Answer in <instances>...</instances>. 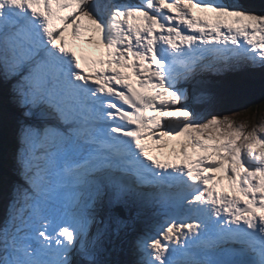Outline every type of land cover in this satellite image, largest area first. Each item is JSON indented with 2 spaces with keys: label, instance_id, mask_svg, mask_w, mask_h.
Returning a JSON list of instances; mask_svg holds the SVG:
<instances>
[{
  "label": "snow or ice",
  "instance_id": "6c2138e0",
  "mask_svg": "<svg viewBox=\"0 0 264 264\" xmlns=\"http://www.w3.org/2000/svg\"><path fill=\"white\" fill-rule=\"evenodd\" d=\"M69 29L102 57H78ZM241 63L264 67V8L242 0H0V78L25 118L0 264H106L100 212L146 202L163 219L131 264H264V124L200 122L184 86Z\"/></svg>",
  "mask_w": 264,
  "mask_h": 264
},
{
  "label": "rangeland",
  "instance_id": "374dc122",
  "mask_svg": "<svg viewBox=\"0 0 264 264\" xmlns=\"http://www.w3.org/2000/svg\"><path fill=\"white\" fill-rule=\"evenodd\" d=\"M127 1L130 0H111L112 3H124ZM132 1H137V0H132ZM101 2H104V0H101ZM225 2H228V0H225ZM242 2L246 6L254 8L256 10L264 8V4L259 1L248 3L242 0ZM198 11L200 14H203V16L211 18L209 13L201 12L200 10ZM193 14L195 13L193 12ZM210 14L213 15L212 13ZM84 23H87V21H85ZM81 31H83V29ZM82 33H84L82 34L83 37L87 36L86 31H83ZM71 40L72 39L69 38V41ZM92 50H93L92 53L95 54L100 53L99 55L103 54L102 49H99L96 45L94 46L92 45ZM243 64L244 63L233 64L232 66L229 67L217 65L219 70L205 69V71L200 73L197 79H195V81L198 84L203 85V88H201L202 91L199 93L209 96L211 94H215L214 92L216 91L219 92L221 87L218 84H216L218 83V79L225 80V79H230L233 76L239 78H245V79L247 78L252 79L256 77L264 78V71H263L264 67L260 68L259 71L253 69V72H250L248 75H246L245 72L243 71L246 67V64L244 65ZM11 84L12 81L0 78V85H3L0 86V92L5 93V96L3 97L2 100L5 101L6 105L8 106V111H4V117L9 125V130L11 131V132L9 131V133L11 134L12 138L14 136L13 144L10 145V147L8 148L7 154L5 153L4 165L2 164V167L10 174L15 173L17 179L11 182V180L5 175L2 178V182H0V221H3L7 217L8 201L11 196L12 185L21 182L15 170L14 155L16 149L19 147L17 140V132L20 123L25 118L22 116L23 109H21L16 103L13 102ZM188 88L189 89L187 90L189 96L193 97V93H192L193 91L192 89H190L191 86H189ZM249 95H251V93H249L247 97ZM203 97L204 95H201V96H196L195 99H190L191 107L194 109L192 102L198 101ZM241 99L242 101H240L239 104H236L238 110L237 111L231 110L226 115L229 116L235 122L236 125H245L246 129L248 130H251L253 127H257L258 125L264 124V111H262L259 114H255L251 112L249 107L247 106L243 107L245 103L249 102L250 98L245 99L243 96V98ZM197 115L201 118L200 122H203V120L208 119L210 115H214V114L207 112L206 114H197ZM174 145H178V144H176L173 141L169 144L168 148L170 149L171 146ZM189 151L190 153L192 152V149L190 147H189ZM196 152H199V150L197 149ZM193 154L194 153H192V156ZM12 165L14 166L13 169H12ZM136 205L137 204H131V206H136ZM138 205L139 206L138 207L136 206L135 208L130 207V205L127 207L123 205H119L110 209L106 208V210L110 215L105 218L104 216L99 214L101 216H99L97 220L102 222L94 223L91 226L90 231L92 233H95L97 229H100L102 232V236L100 239L101 253L99 258L102 261H105L106 264H130L129 261L135 259V241L137 240V238L150 234L153 229V226L159 223L163 219L162 209H159L148 202L142 205L141 204ZM144 206L145 208H143ZM140 216L142 217L141 218L142 225L140 229H138L136 227V223L140 220ZM117 217L119 218L120 221H122V223L118 224L116 222Z\"/></svg>",
  "mask_w": 264,
  "mask_h": 264
},
{
  "label": "trees",
  "instance_id": "16d2710c",
  "mask_svg": "<svg viewBox=\"0 0 264 264\" xmlns=\"http://www.w3.org/2000/svg\"><path fill=\"white\" fill-rule=\"evenodd\" d=\"M244 1L248 3H253L254 1L264 2V0ZM217 84L221 87L219 92L204 96V99L201 100L200 104L196 105L195 110L198 114H206L207 112H210L214 115L224 116L231 110L237 111L238 107L236 104H239V102L242 101L241 98H243V96L245 99L250 98L249 102L245 103L243 107H249L250 111L255 114L264 111V78L256 77L245 79L233 76L230 79L218 80ZM249 93H251V95L247 97ZM3 96H5V93L0 92V182H2V178L5 175L12 182L17 179V176L15 173L10 174L2 167V164L4 165L5 153L7 154L8 148L14 142V136L12 138L9 133V125L4 117V111H8V106L5 108L6 105L2 100ZM13 168L14 166L12 165V169ZM141 223V220L136 223L138 229H140L142 225Z\"/></svg>",
  "mask_w": 264,
  "mask_h": 264
},
{
  "label": "bare ground",
  "instance_id": "6f19581e",
  "mask_svg": "<svg viewBox=\"0 0 264 264\" xmlns=\"http://www.w3.org/2000/svg\"><path fill=\"white\" fill-rule=\"evenodd\" d=\"M259 2H261V3H264V2H262V1H259ZM124 3H139V0H137V1H132V0H130V1H127V2H124ZM203 15V14H202ZM209 15H210V17L211 16H213V15H211L210 13H209ZM84 31V30H83ZM82 31V32H83ZM84 34V33H83ZM86 35H90V33H88L87 32V34ZM68 37L67 38H71L72 40H74L73 39V37H72V35L71 34H68L67 35ZM86 37V36H85ZM76 42H80L81 44H82V50L83 51H86V53L88 54V51H90L91 50V52L93 51L92 50V45L94 46V45H96L97 46V44H96V42L95 41H88V40H86L83 36H81V38L79 39V40H75ZM72 47V50L73 51H75V52H77V50L79 49V47L78 46H71ZM94 48V47H93ZM97 50V49H96ZM100 51V50H99ZM98 52V51H97ZM78 54H80V52H78ZM95 54V53H94ZM98 54H100V53H98ZM97 55V54H96ZM85 56H87V55H85ZM84 56V57H85ZM88 58H89V56H88ZM97 59V58H96ZM244 64H246V67H245V69L243 70L244 72H245V74L246 75H248L250 72H253V69H255L256 71H259L260 70V68H262V67H252L250 64H247V63H244ZM243 64V65H244ZM240 69V68H239ZM205 71V70H204ZM204 71H202V72H204ZM264 71V70H263ZM201 72V73H202ZM198 77V76H197ZM197 77L196 78H194V79H192V80H190V81H188V82H186L185 83V87H187V89H189L188 87V84H192V83H194L195 82V79H197ZM203 78V77H202ZM208 79V78H207ZM213 80V79H212ZM219 80V79H218ZM255 80V79H254ZM257 81V80H256ZM191 89V88H190ZM216 91V90H215ZM215 94L216 93H218L217 91L216 92H214ZM4 97V96H3ZM4 102V104L6 105V102L5 101H3ZM5 108H7V105H6V107ZM209 134H211L210 133V130L208 131V132H206V133H204L203 134V136H207V135H209ZM172 145V144H171ZM179 145H174V146H171V148H175L176 149V153L179 155ZM170 148V149H171ZM168 149V150H167ZM167 149H165V151H169L170 149L169 148H167ZM11 173H12V171H11ZM236 195H239V193L237 192V193H235ZM53 199L55 200L56 198H54L53 197ZM60 199L61 200H59V204H61V203H63L62 201H63V199H66V198H63V195H61L60 196ZM68 199H70V198H68ZM243 199V198H242ZM148 205V204H147ZM137 207L139 206L138 204L136 205ZM136 206H131V204H130V207H133V208H135ZM143 208H145V206L143 207ZM100 214L102 215V216H104L105 218L106 217H108L110 214L108 213V211L106 210V208L103 210V211H101L100 212ZM159 214V213H158ZM101 215H99V216H101ZM98 216V217H99ZM158 216V215H157ZM130 262V264H131V261H129Z\"/></svg>",
  "mask_w": 264,
  "mask_h": 264
}]
</instances>
